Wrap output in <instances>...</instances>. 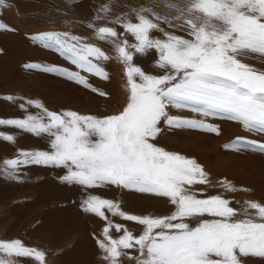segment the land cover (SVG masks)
<instances>
[{"label":"snow or ice","instance_id":"snow-or-ice-1","mask_svg":"<svg viewBox=\"0 0 264 264\" xmlns=\"http://www.w3.org/2000/svg\"><path fill=\"white\" fill-rule=\"evenodd\" d=\"M7 6L6 0H0V8ZM108 10L105 6L101 12ZM177 11L175 19L183 21L181 27L190 38L169 33L164 40L152 36L153 31L162 30V20L170 21L145 7L135 10V21L127 16L117 18L115 23L123 32L88 25L96 39L114 46L125 65L129 98L119 114L102 118L74 111L61 114L29 100L26 103L40 109L42 115L0 119V126L50 138V151H21L18 158L3 162L5 173L14 179L21 166L30 164L64 168V183L85 188L113 185L167 198L175 207L167 216H137L122 211L118 201L94 195L82 201L84 212L107 221L97 244L108 264H120V257L127 255L122 250L127 249L139 252L142 259L138 257L137 264H244L243 257L264 258V205L246 202L259 219H237V210L222 195L199 198L193 186L211 183L203 166L153 143L163 131L161 121L169 129L219 135V128L206 122L209 117L235 121L247 131L264 135V71L239 58L249 53L264 56V0H186ZM4 31L16 29L0 22V32ZM31 39L58 52L77 70L38 63L25 65L27 69L55 74L107 95L81 74L109 78L102 64L110 57L96 44L67 31L39 32ZM150 51L158 53L156 66L163 74H148L134 63L137 55ZM6 99L12 101L13 97ZM169 108L186 109L205 119L172 116ZM0 137L15 141L12 135ZM225 147L264 153V143L243 137ZM220 186L227 192L237 190L227 181ZM105 210L142 225V234L135 236L123 225L114 224ZM203 217L211 219H200ZM193 219L195 226L190 223ZM113 229L122 235L113 238ZM14 258L46 264L44 251L25 246L20 239L0 240V264H16Z\"/></svg>","mask_w":264,"mask_h":264},{"label":"rangeland","instance_id":"rangeland-1","mask_svg":"<svg viewBox=\"0 0 264 264\" xmlns=\"http://www.w3.org/2000/svg\"><path fill=\"white\" fill-rule=\"evenodd\" d=\"M185 2L186 0H6L8 6L0 8V22L16 31L0 32V119H24L27 115H42L40 109L26 103L29 100L38 101L48 111L61 114L74 111L80 115L100 118L119 114L126 107L129 98L125 65L120 62L114 46L96 39L93 29L88 25L111 26L118 32H123L115 23L117 18L127 16L135 21V10L145 7L151 8L153 13L161 17H167L171 24L170 26L162 20V30L153 31L152 36L164 40L167 38L165 33H169L190 38L181 27L183 21L175 19L179 15L177 8ZM105 6L109 9L107 13L101 12ZM44 31H67L80 36L86 42L96 44L110 57L102 64L109 74L107 80L81 73L87 76L92 87L107 93L106 96L58 75L25 67L29 63H38L77 70L58 52L44 48L31 39L32 35ZM12 33V37L17 40L7 37ZM18 33L19 37H16ZM3 36L10 41L4 42ZM127 39L133 41L131 36H127ZM239 58L256 70L264 71V56L249 53ZM157 59L158 53L150 51L146 55H137L134 63L148 74L161 75L163 70L156 66ZM8 96H12L13 100H7ZM21 104L25 107L21 108ZM168 111L172 116L205 119L186 109L169 108ZM206 122L217 126L219 135L194 129H169L161 121L163 131L153 143L167 151L193 158L203 166L211 183L193 186L199 198L222 195L237 210V219L248 216L258 220L255 210L248 208L246 202L264 205V153L234 151L227 149L225 145L237 137L264 143V135L247 131L241 124L227 119L209 117ZM4 127L8 126H0V134H20L26 139L25 142L31 144L23 146L0 137V240L20 239L25 246L44 251L46 264H66L67 261L68 264H108L97 244L98 238L103 239V228L107 221L95 215L96 221L94 224L90 223L93 226L90 225L89 233L85 234L81 228L85 222L89 223L90 216H94L81 209V203L88 198L86 195L90 190L85 187L84 190H78L82 186L62 182L61 177L67 171L64 168L30 164L21 166L18 178L7 175L3 162L18 158L19 151H50L51 147L47 135L37 136L14 127L3 132ZM36 143L38 146H33ZM224 181L231 182L237 190L225 191L220 186ZM106 187L110 194L98 196L118 201L125 213L167 216L175 211L167 198L113 185ZM201 192L203 195H200ZM63 214L64 218L68 217L65 222L56 220L57 216L62 217ZM106 215L114 224L123 225L135 236H139L144 230L142 225L113 216L107 210ZM47 222L51 223L50 227L41 228ZM190 223L195 226L196 220L193 219ZM111 235L119 238L122 233L113 229ZM122 251L127 255L120 257V264H137V249ZM14 259L16 264H39L31 258ZM242 259L244 264H264V258L249 256Z\"/></svg>","mask_w":264,"mask_h":264},{"label":"crops","instance_id":"crops-1","mask_svg":"<svg viewBox=\"0 0 264 264\" xmlns=\"http://www.w3.org/2000/svg\"><path fill=\"white\" fill-rule=\"evenodd\" d=\"M5 129L3 130V132H8L7 130H9V129H12V127L11 126H8V127H4ZM21 132V131H20ZM12 136H14L15 137V141L19 144L20 143V145H28V144H31V142L30 143H27V142H25L24 140H26V139H24L20 134L17 136H15V135H12ZM20 139V140H19ZM28 139H30V137L28 138ZM24 141V142H23ZM33 146H38L37 145V143L36 144H34ZM44 148H46V147H44ZM33 151H39V150H37V149H35V150H27V152H33ZM21 153V151H19V154ZM84 187L82 186V187H80V188H78V190H80V189H82V190H84L83 189ZM108 187H106V186H102V187H97V188H87L88 190H90L89 192H88V194L86 195V197L88 196H90V195H94V196H100V195H109L110 194V191L107 193V189ZM86 189V188H85ZM106 189V190H105ZM99 190H101L102 192H105V193H102V192H99ZM98 196V197H99ZM85 197V198H86ZM105 213H106V210H105ZM89 214H91V213H89ZM92 215H94V214H92ZM57 216V215H56ZM63 217V218H62ZM57 216V218H56V220H59L60 222H62V221H64L65 222V218L67 219L68 217H65L64 218V214H63V216ZM96 216L94 215V216H90L89 218H90V220H89V223H87V222H85V223H87V225L84 223L83 224V226L81 227L82 228V230H84V233L86 234V233H89V229H90V225L91 224H94V221H96L94 218H95ZM81 218H83L82 216H81ZM91 223V224H90ZM96 223H98V222H96ZM50 225H51V223H46V224H44L41 228H44V226H48V227H50ZM91 226H93V225H91ZM51 227H53V226H51Z\"/></svg>","mask_w":264,"mask_h":264},{"label":"bare ground","instance_id":"bare-ground-1","mask_svg":"<svg viewBox=\"0 0 264 264\" xmlns=\"http://www.w3.org/2000/svg\"><path fill=\"white\" fill-rule=\"evenodd\" d=\"M15 34H17V32H16ZM12 35H13V33H12V34H8L7 37H8V38H11V40H14L15 38H13ZM21 35H22V34H21ZM22 36H24V35H22ZM16 37H19V33H18V36L16 35ZM2 38H4V40H3L4 42H5V40H6V41H7V40L10 41L9 39H6L4 36H3ZM21 38H22V37H21ZM15 40H17V38H16ZM22 42H23V41H22ZM9 44H10V43H9ZM9 44H8L7 46H9ZM8 55H9V54H8ZM231 130H232V129H231ZM160 207H161V206H160ZM50 259H51V258H50ZM59 263H61V262H59ZM48 264H49V263H48ZM61 264H62V263H61ZM66 264H68V261H67ZM70 264H71V263H70Z\"/></svg>","mask_w":264,"mask_h":264}]
</instances>
